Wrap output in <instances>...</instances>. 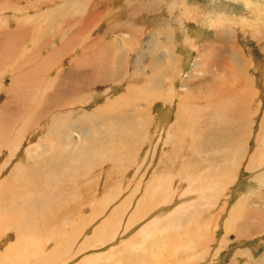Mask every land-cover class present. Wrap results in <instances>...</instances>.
<instances>
[{"label": "rangeland", "instance_id": "rangeland-1", "mask_svg": "<svg viewBox=\"0 0 264 264\" xmlns=\"http://www.w3.org/2000/svg\"><path fill=\"white\" fill-rule=\"evenodd\" d=\"M251 1L255 3L254 5H258L257 9L255 6L246 7L245 0H0V189L2 188L0 201L8 199L9 192L11 194L15 192L11 196L19 199L22 191L23 198L21 196L19 200L27 199V201L20 202L28 205V199L38 200L36 198L39 195L30 196V192L25 188H32L31 183L39 180L45 183L52 181L54 188L57 184L60 190L57 189L55 192L61 200L59 203L53 202L54 204L47 208H41L39 200L36 201L35 207L40 208V212L35 216L36 219L32 217V223L36 224L32 225H34L33 229L39 231L37 233L32 229L28 230L30 232L28 236L33 234L41 238L46 237L45 239L49 241L47 245L50 243L47 250L54 257L50 261H41L42 259L34 257L31 253L32 248L29 247L28 260L23 261L14 257L17 254L13 252H16V248L12 250V257L4 261V264L12 261L16 264H41V262H46L42 264H141L139 261L142 258H147L145 259L147 264H260L258 259L264 255V24L255 23L254 14L260 8L264 9V0ZM169 2L177 3V6H182L185 2L184 4L189 8H196L197 15L214 16L221 11L228 13L227 16L234 17L231 19L232 22L230 20L227 22L226 28H221L219 25L211 26L202 17L200 18L202 21L197 23L189 20V17L181 16L179 7L170 9ZM94 6H98L95 8V13L92 11ZM261 17L264 20V16ZM243 20L249 27L244 25ZM128 21L131 23H127ZM188 21L192 22V25H189L192 31L202 27L205 35L198 38L196 49L192 46L194 42H190L187 43V47L191 48L185 47L184 51L182 31L183 27L188 25ZM146 23L151 31L167 30L173 34L180 29L176 44L178 51L175 50L173 55L174 58L177 57L176 62L171 61L173 67L166 66V61L171 60L169 57L161 63L169 52L165 44L169 42L175 44L174 41L177 39L171 33L170 37L164 34L158 36V39L155 38L156 41H152L150 35H143L144 30H141L137 32L133 44L123 40L122 32L130 29L129 25ZM171 27H174L173 30ZM113 29H118L119 32H114ZM213 29L218 30L217 35ZM140 38H142L140 43L144 49L146 48L145 55L140 56L142 61L137 59L138 65L132 60L131 73H128L126 59L127 62L128 57L136 59L138 54L134 49L124 53L123 45L126 44L127 48L133 47ZM56 39H58L57 45L53 43ZM211 39L212 43H209ZM50 42L52 43L49 44ZM151 44H155L156 47L153 52H149ZM84 46L85 48L88 46L86 51L77 50V47L81 50ZM199 51L203 54V58H199ZM159 54L162 55V59L156 66L149 68L143 66L142 62L146 65L152 60L153 55L157 57ZM232 54L236 55L233 59ZM182 62L186 63L185 68ZM162 66L168 71L166 74L169 77H164L161 73ZM117 67H120V71L122 69V77L109 81V73ZM134 67H138L139 71ZM140 68H142L141 72ZM136 71L138 75L140 72L145 80L146 76L164 77L161 88L152 83L153 80L148 81L147 84L140 82L143 84L141 85L137 80L131 79L136 77L123 74L126 72L134 74ZM184 79L186 81L193 79L195 83L190 85L186 82V84ZM175 80L177 81L175 92L179 94L173 98L175 92H171L169 83ZM209 87L216 91L208 100L204 90H208ZM197 89L199 91L195 92ZM203 91L204 93L201 94ZM246 92L247 96L250 95L248 108L242 106ZM107 93L110 98L107 97ZM197 94L202 95H199L200 100ZM191 95L197 97V99L194 97L196 101ZM204 98L207 99L206 102ZM228 102L229 106H226ZM232 102H235L234 106ZM110 103L113 106H109ZM181 105L187 110L184 113L181 112ZM230 106L233 108L234 121L236 122L237 119L239 122L234 124L235 130L230 129L226 134L221 133L220 127L225 126L226 129L224 118L227 115L228 118L229 113L225 114L227 112L225 110L224 118L221 119L223 124L217 117L223 113L222 110ZM137 108L142 111L150 108L149 112L153 119L145 124L136 122L135 118L142 112L136 111ZM200 108H204L203 112ZM242 109H246V113H243ZM86 112L88 115H84V118H87L86 121L84 120V125L72 129L74 127L72 124L82 119L81 114ZM207 114L209 117L206 116L208 118L206 121L204 115ZM179 115H186L184 117L186 120H182L183 124L175 120ZM166 116L167 122L164 121ZM122 119L124 123H119ZM196 119L198 123L193 124L197 122ZM161 120L165 123L159 130ZM212 121L216 122H213L215 125L211 124ZM245 123L243 129L238 130V125ZM118 125H127L130 130H123ZM132 128H135V131H131ZM137 128L141 130L138 131ZM177 130L182 131L183 134L178 131L180 135L176 134L174 139L167 138ZM133 131L137 135H132ZM203 133H206L205 136ZM70 134L74 135V140L78 144L85 146L78 157L93 162L91 167L89 166L91 169L85 167L83 161L80 169L75 156L73 172L63 169L64 165L61 169L62 164L54 166L53 157L64 144H66L65 150L74 148L73 140L71 143L65 141ZM222 136L228 142L219 145L215 140H219ZM62 137L64 141L61 140ZM100 137L103 139L96 143L95 139ZM190 138L191 141L186 142ZM193 139L198 143L192 141ZM201 140L205 152L202 149L199 152ZM206 141L213 143V148H210L212 150L206 151ZM230 141L232 143H229ZM186 144H189V147ZM29 149L30 153H28ZM10 153L11 157H8ZM24 155V163L17 164L19 158ZM252 158L255 160L252 161ZM65 162L70 164V161L65 160ZM161 163L164 165L162 180L172 177L174 197L171 195L170 200L167 197V199L164 197L166 200L164 198L160 200L161 196L154 195L156 191L150 193V196L141 203L149 206L146 213L150 212L146 218H143L141 207L135 206L142 198V188L151 187L152 182H149L152 179L151 175L154 176L157 165ZM17 165L20 169L14 178L11 175H13L12 171L16 173L14 168ZM42 167L48 168L51 173L55 171L61 176L55 175L50 180L49 171L43 170ZM40 169L43 172H39ZM188 188L192 193L186 195L185 190ZM36 191L41 192L42 188L37 187ZM11 196L9 199L14 200ZM186 196H191L189 198L191 202L184 199ZM152 198L155 203L152 201L148 204ZM125 200H129L130 203H125ZM167 200L169 203L172 201L170 206L167 205L168 202L163 204V201ZM15 201L18 202L16 199ZM11 202L14 204V201L0 204L11 205ZM180 204L184 205L185 209L179 207ZM155 205L156 209L152 210ZM83 206L88 207L87 209L93 208V211L82 214L80 208ZM117 207L119 210L116 209ZM178 208L180 212L175 210ZM27 209L28 207L19 210L26 215ZM176 211L179 213H175ZM138 213L142 216H136ZM88 219L91 220L90 226L83 225ZM130 220L133 226H129L130 230L126 231ZM102 223L105 224L104 230H100L102 226L99 224ZM24 225H27L28 229V224ZM76 225L80 226L72 233L71 230ZM146 227L151 228L152 231L155 228L154 234L151 235L159 242L154 247L157 249L155 254L156 251L159 253L152 258L151 255L143 254V249L151 248L143 238L149 235ZM99 234L108 235L110 238L113 237L112 234H116V238L114 237L112 241L111 239L101 241ZM7 235L15 236V240L9 239ZM16 240L14 227L4 232L0 231L1 257L7 250L6 244ZM35 241L37 243V239L34 240V244ZM60 241L61 245H59ZM57 243L60 249H56ZM249 251L252 253L250 259L245 256L250 255ZM65 253L67 255H63Z\"/></svg>", "mask_w": 264, "mask_h": 264}, {"label": "bare ground", "instance_id": "bare-ground-1", "mask_svg": "<svg viewBox=\"0 0 264 264\" xmlns=\"http://www.w3.org/2000/svg\"><path fill=\"white\" fill-rule=\"evenodd\" d=\"M38 1H40V0H38ZM7 2V1H6ZM75 2V1H74ZM185 3V2H184ZM182 4V6H177V3H170L169 2V5L170 6H168V7H171L170 9H172V8H176V7H179L180 8V14H181V16H183V17H185V18H188L189 17V20L191 19L192 21H197V23H198V21H199V23L202 21H200V18L202 17L204 20H206L207 22H209L210 23V25L211 26H221V28L222 27H224V28H226V25L228 24L227 22L230 20L231 21V19L234 17H231V16H227V14L228 13H223V12H218V13H216V15H214V16H211V15H208V16H206V15H197V11H196V8H193V9H191V8H189L187 5H185V4ZM245 3H246V7H248V6H258V5H254L255 3L253 2V1H251V0H245ZM1 4V3H0ZM3 4V3H2ZM10 4V3H9ZM13 4V3H12ZM11 4V5H12ZM88 5V4H87ZM4 6V5H3ZM7 6V5H6ZM98 6H94V7H92V11L95 13V8H97ZM261 7V6H260ZM249 8V7H248ZM256 9H257V7H256ZM173 10V9H172ZM130 11V10H129ZM169 11V10H168ZM257 11V10H256ZM101 13H102V10L100 11ZM126 13V12H125ZM261 15H263L264 16V9H261L260 8V10H258L255 14H254V22L255 23H257V24H264V20H263V18L261 17ZM100 16V15H99ZM102 16V15H101ZM115 16V15H114ZM120 16V15H119ZM128 16L129 17H132V15L130 16L129 14H128ZM236 16V15H235ZM37 17V16H36ZM147 17V16H146ZM166 17V16H165ZM257 17V18H256ZM119 19H120V17H118ZM141 18V17H140ZM164 18V17H163ZM242 18V17H241ZM245 18V17H244ZM169 19V18H168ZM247 19V18H246ZM249 20H250V18H248ZM170 20V19H169ZM113 21V20H112ZM119 21V20H118ZM118 21H115V22H118ZM167 21V20H166ZM174 21V20H173ZM140 22H141V20H140ZM165 22V21H164ZM232 22V21H231ZM251 22H252V20H251ZM127 23H129V21L127 22ZM131 23V22H130ZM129 23V24H130ZM174 23H175V21H174ZM182 23V22H181ZM188 23V25H186V26H184L183 27V31H182V35H183V37H184V42H182V49L183 48H185V47H187V43H190V42H194V44L192 45L193 46V49H196L197 48V45H196V43H198V38L200 37V36H203V35H205V33H204V31H203V29H202V27H201V29L199 28V29H196V30H193L192 31V29L189 27V25H192V22H190V21H188L187 22ZM243 23H244V20H243ZM250 23V22H249ZM253 23V22H252ZM1 24V23H0ZM113 24H115V23H113ZM126 24V23H125ZM207 24V23H206ZM205 24V25H206ZM240 24V23H239ZM144 25V26H143ZM197 25V24H196ZM201 25H203V24H200V26ZM241 25H242V23H241ZM244 25H245V23H244ZM247 25V24H246ZM245 25V26H246ZM256 25V24H255ZM259 25H258V27H259ZM116 27H117V24L115 25ZM127 26V25H126ZM131 26V28L130 29H128V30H126V31H124V32H122V37H123V40H125V42H127V43H132L133 44V41L135 40L134 38L136 37V34H137V32L138 31H141V30H144V34L143 35H146V34H148V35H150V37H151V39H152V41H156L155 40V38L156 39H158V36H160L161 37V35H163L164 36V34H168L169 35V37H170V33H171V31L170 32H168L167 30L166 31H162V30H155V31H151V28L149 27V25L146 23V24H140V25H129V27ZM161 26V25H160ZM165 26V25H164ZM167 26V25H166ZM165 26V27H166ZM169 26H171V25H169ZM173 26V25H172ZM204 26V25H203ZM120 27V26H119ZM206 27V26H205ZM247 27H249L248 25H247ZM263 27H264V25H263ZM121 28V27H120ZM172 28V27H171ZM174 28V27H173ZM173 28H172V30H173ZM177 28V27H176ZM211 28V27H210ZM215 28V27H214ZM223 28V29H224ZM110 29V28H109ZM161 29V28H160ZM165 29V28H164ZM176 30V29H175ZM225 30V29H224ZM256 30V29H255ZM257 30H258V28H257ZM113 31L114 32H117L118 31V29H113ZM122 31H123V29H122ZM179 31H180V29H179ZM179 31H175L173 34L171 33V35H173L175 38H179ZM213 31H214V33L217 35L218 34V30L217 29H213ZM220 31H221V29H220ZM119 32V31H118ZM256 33H258L257 31H256ZM263 34V33H262ZM116 35V34H115ZM167 35V36H168ZM182 35H180V37H182ZM256 35V34H255ZM166 36V37H167ZM260 37V36H259ZM118 38V37H117ZM178 38L176 39V41H174L175 42V44H171V42H169V44H165V45H167V48L169 49L168 51V54L166 53V57L164 58V59H162V55H158L157 57L156 56H152V60L151 61H149V62H147L146 63V65H145V63L144 62H142L143 63V66H145V67H147V68H149V66H152V67H154V65L156 66V64L162 59V61H161V63L164 61V60H167V58L169 57V58H171V60H169V61H166V66L168 67V68H171V67H173L172 66V64H171V61L173 60L174 62H176L175 61V59L177 58L176 56H175V58L173 57V55L175 54V50L176 51H178V47L176 46V44H177V41H178ZM204 38V37H203ZM220 38V37H219ZM221 38H223V37H221ZM64 39V38H63ZM62 39V40H63ZM218 39V38H217ZM140 40H142V38H140V39H138L136 42V45H134L133 47L131 46V47H126V44L125 45H123V52L124 53H127V52H129V51H131V50H135L136 52H137V57H136V59H134V58H132V57H128L129 59H128V62H127V59H126V71L128 72V73H131V70H130V65H131V62H132V60H133V62L136 64V61H138L137 59H139V61H142V59H140V56L141 55H145V50H146V48L144 49V47H143V45H142V43H140ZM172 40H173V37H172ZM165 42V41H164ZM173 42V41H172ZM173 42V43H174ZM215 42V41H214ZM52 42H50L49 44H51ZM53 43L55 44V45H57V43H58V39H56V41H53ZM63 43H64V41H63ZM209 43H212V39H211V41H209ZM156 44V43H155ZM155 44H151L150 45V47H149V52L150 51H152L153 49H155L156 47H155ZM159 44V43H158ZM104 45V44H103ZM128 46V45H127ZM88 46H86V48H87ZM86 48H85V46L84 47H82L81 48V50H79V48L77 47V50L80 52V51H82V52H84V51H86ZM126 48H127V51H126ZM160 48V47H159ZM161 48H162V46H161ZM187 48H191V47H187ZM199 49V48H198ZM180 50V49H179ZM186 50V48L184 49V51ZM200 50V49H199ZM153 52V51H152ZM38 53V52H37ZM232 53V52H231ZM110 55V54H109ZM133 56V55H132ZM198 56H199V58H203V54L199 51V54H198ZM236 56V55H235ZM234 56V54H232V59L235 57ZM126 57V56H125ZM139 57V58H138ZM181 58H183V57H181ZM237 58V57H236ZM117 59V58H116ZM116 59H115V61H116ZM202 60V59H201ZM117 62V61H116ZM206 62V61H205ZM160 63V64H161ZM181 63V62H180ZM202 63H204V62H202ZM235 63V62H234ZM206 64V63H205ZM238 64H240L239 62H238ZM136 65H138V64H136ZM181 65V64H180ZM234 65V64H233ZM164 66V65H163ZM161 67V73L163 74V76L164 77H169V75L168 74H166L168 71H166V70H164V67ZM182 66L185 68L186 67V63H184V62H182ZM181 66V67H182ZM242 66V65H241ZM133 67V66H132ZM140 67V66H139ZM134 68H137V70H138V67H134ZM133 68V69H134ZM176 68V67H175ZM132 69V68H131ZM141 69L142 68H140V72H141ZM177 69V68H176ZM242 69V68H241ZM200 70V69H199ZM244 70V69H243ZM121 71H122V69H121ZM121 71H120V67H117V68H115L113 71H111L109 74H110V76H109V78H110V80L108 79V77H107V79L109 80V81H111V79L112 80H117V78L118 77H122V74H121ZM139 71V70H138ZM138 71H136V73H134V74H128L127 72L126 73H123V74H125L126 76H134V77H136V78H131V79H135V80H137V82L139 83V84H141V85H143L142 83H140V82H143V83H148V81H150V80H153L154 82H152V83H155L156 84V86L157 87H159V88H161L160 87V85L162 84V79L164 78V77H162L161 75H155V76H146V80L144 79V76H141V73L139 72V75L137 74L138 73ZM176 72V71H175ZM242 72V71H241ZM182 73V72H181ZM115 74H117L116 76H115ZM178 74H180V73H178ZM200 75V74H199ZM198 75V76H199ZM197 76V77H198ZM178 77V76H177ZM16 79V78H15ZM122 80H123V78H122ZM185 80V79H184ZM103 81H104V79H103ZM242 81L243 82H245V80H243V78H242ZM38 82V81H37ZM40 82V81H39ZM189 83L190 85H193L194 83H195V81L193 80V79H188L187 81L185 80V83ZM186 83V84H187ZM176 84H177V81L175 80V81H173V82H171V83H169V86H170V88H172V90H171V92H175V88H176ZM186 84H183V85H186ZM239 84L241 85V78H240V81H239ZM128 85V84H127ZM245 85V84H244ZM247 85V84H246ZM264 85V84H263ZM190 87V86H189ZM249 87H250V82H249ZM248 87V88H249ZM110 88V87H109ZM192 89V88H191ZM250 89V88H249ZM109 90V89H108ZM190 90V89H189ZM189 90H188V92H189ZM192 90H194V88L192 89ZM190 91L192 94H193V91ZM229 90V89H228ZM199 90L197 89V90H195V92H198ZM204 91L206 92V93H204ZM201 94H206L205 96L207 97V99L209 98L210 99V97L212 96V95H214L213 93H214V91H216V89H214L213 90V88H211V87H209L208 88V90H204ZM230 91V90H229ZM111 92V91H110ZM248 92V91H247ZM247 92H246V95H244L245 96V98L243 99V103H242V106H244V107H246V108H248V96L250 97V95H248L247 96ZM121 93V92H120ZM191 93H188V94H191ZM218 94H219V92H217ZM222 93V92H221ZM179 93H176L175 92V94H174V97L173 98H175L177 95H178ZM110 95H111V93H110ZM160 95H161V93H160ZM171 95V94H170ZM185 96H188L187 94H184ZM194 95V94H193ZM193 95H191V97L193 96ZM200 94H197V96H199ZM200 96H202V95H200ZM198 97V100H200L199 98H201V97ZM107 97L108 98H110V96H109V93H107ZM190 97V98H191ZM195 96H193V98H194ZM205 97V98H206ZM116 98H119V97H116ZM187 98H189V97H187ZM196 99H197V97H195ZM194 98V100L196 101V99ZM204 98V100H205V102H206V100L207 99H205ZM185 99V98H184ZM192 99V98H191ZM190 99V100H191ZM203 99V98H202ZM208 99V100H209ZM111 100V99H110ZM123 100V99H122ZM186 100V99H185ZM190 100H189V103H190ZM116 101V100H115ZM118 101H119V99H118ZM252 101V100H251ZM117 102V101H116ZM126 102V101H125ZM181 104L183 103V99L181 98ZM203 102V101H202ZM201 102V103H202ZM127 103V102H126ZM125 103V104H126ZM173 102H170V104H172ZM207 103H209V102H207ZM235 103V102H234ZM234 103L232 102V104H233V106H234ZM251 103V102H250ZM188 104V103H187ZM187 104H185L186 106H187ZM194 104V103H193ZM196 104V103H195ZM198 104V103H197ZM212 104V103H211ZM109 105V104H108ZM115 105V104H114ZM198 105H200V104H198ZM198 105H195V107L197 106L198 107ZM202 105V104H201ZM226 106H229V102H228V105L227 104H225ZM236 105H237V103L235 104V107H236ZM109 106H113V104L112 103H110V105ZM232 106V105H231ZM229 107L228 109L226 108V109H224V111L222 110V114L221 115H223V116H221V115H219V117H217L218 119H219V121H221V119L222 118H224V115L226 114V113H229V117L228 118H226L227 116H225V118H224V122H225V120H226V129H225V126H221V123L223 124V122L221 121V123L218 121V119L217 118H215V120L216 121H218L219 123H220V132L221 133H225L226 134V132L227 131H230V129H233V130H235V128H234V124L238 121L237 119H236V122L234 121V118H233V108L232 107ZM185 107V106H184ZM194 107V105H192V108ZM224 107V106H223ZM250 107V106H249ZM189 108V107H188ZM51 109V108H50ZM147 110H145V111H142V109H136V111H138V112H140V111H142V112H140L139 114H137V118H135L136 119V122H140L141 124H145V123H148V122H150L153 118H152V116H151V114H150V108H146ZM105 110H107V109H105ZM190 110H191V108H190ZM200 110H202V112H203V110H204V108L203 109H201L200 108ZM199 110V111H200ZM225 110H227V112H225ZM229 110V111H228ZM243 111V113L245 112L246 113V109H242ZM185 111H187V110H185V109H183V106L181 105V112L182 113H184ZM256 111V110H255ZM149 112V113H148ZM196 112V111H195ZM224 112H225V114H224ZM144 113V114H143ZM236 113V112H235ZM199 114V113H198ZM81 115H83L81 118L82 119H80V120H77V123H73L72 124V126H74L72 129H77V128H80L82 125H84V120L86 121V119L87 118H84V115H88V113L86 112V113H83V114H81ZM194 115V114H193ZM188 116V115H187ZM199 116V115H198ZM209 117V115L207 114V115H204V117ZM244 116H245V114H244ZM88 117V116H87ZM92 117H94V116H92ZM184 117H186V115H179L175 120L177 121V123H182V120H186ZM200 117V116H199ZM205 118V120L207 121V119L208 118ZM56 118V117H55ZM111 118V117H110ZM164 118V117H163ZM189 118V117H188ZM191 118V117H190ZM236 118V117H235ZM125 119V118H124ZM244 118H242V120H243ZM194 120V119H193ZM204 120V121H205ZM209 120H210V118H209ZM52 121V120H51ZM163 120H161V122H162ZM164 121L165 122H167V116H166V118H164ZM196 121L197 122H193V124L194 123H198V120L196 119ZM199 121H200V119H199ZM247 121V120H246ZM124 123V120L122 119V121H120L119 123ZM126 122H127V120H126ZM158 122V121H157ZM165 122H162L161 123V125H159V130L160 129H162V127H163V123H165ZM175 122V121H174ZM214 121H212L211 122V124L213 123ZM239 122V121H238ZM245 122V121H244ZM139 123V124H140ZM201 123V122H200ZM206 123V122H205ZM210 123V122H209ZM214 123H216V122H214ZM213 123V125H215ZM218 123V124H219ZM118 124V123H117ZM140 124V125H141ZM156 124V123H155ZM179 124V125H180ZM183 124V123H182ZM211 124H210V127H211ZM218 124H216V126L218 125ZM86 125V124H85ZM185 125V124H184ZM188 125V124H187ZM190 125V124H189ZM188 125V126H189ZM246 125V123L245 124H243V125H241V126H239L238 125V130L240 129V128H242L243 129V127ZM118 126H120V125H118ZM182 127H183V125H181ZM207 126V125H206ZM70 127V126H69ZM120 127H122L123 128V130H126V131H128V129L130 130V128L128 127L127 128V125L126 126H120ZM124 127H126L125 129H124ZM167 127V126H166ZM181 127V128H182ZM209 127V126H208ZM260 127V126H259ZM28 128V127H27ZM58 128H60V127H58ZM216 128V127H215ZM71 129V130H72ZM165 129V128H164ZM217 129H218V127H217ZM217 129H214L215 131L217 130ZM132 130H134L135 131V128H132L131 129V131ZM137 130L139 131V130H141V128L139 129V128H137ZM166 130V129H165ZM204 129H202V131H203ZM211 130H213V129H211ZM69 131V130H68ZM82 131V130H81ZM84 131V130H83ZM88 131V130H87ZM90 131V130H89ZM134 131H133V134L132 135H134V134H136L137 135V133H134ZM163 131V130H162ZM161 131V132H162ZM167 131V130H166ZM169 131V130H168ZM178 131H180V130H177V132H174V134L171 136V135H169L167 138H169V139H174V136H177L176 134H179L180 132L183 134V132L182 131H180L179 133H178ZM201 131V130H200ZM206 131V130H205ZM264 131V130H263ZM70 132V131H69ZM69 132H66V134L67 133H69ZM123 132H125V131H123ZM123 132H122V134H123ZM165 132V131H164ZM207 132V131H206ZM212 132V131H211ZM219 132V131H218ZM217 132V133H218ZM138 133H141V132H138ZM156 133H158V132H156ZM214 133V132H213ZM62 134V133H61ZM92 134V133H91ZM168 134V133H167ZM201 134V133H200ZM199 134V135H200ZM206 134V133H205ZM205 134L203 133V135L205 136ZM219 134V133H218ZM225 134H224V136H225ZM180 135V134H179ZM209 135H210V133H209ZM212 135V134H211ZM242 135V134H241ZM74 135H69L68 136V138H66L65 139V141H69L70 143H71V140H73L74 141V145H73V149H68V150H65L64 148H65V146H66V144H64V146H63V148H61L58 152H57V154H56V156L55 157H53V163H55L54 164V166L55 167H57V166H60L61 164H62V166H61V169H62V167H63V165L65 166L63 169H66L67 171L68 170H70L71 172H73V164L75 163L74 162V156L76 157V161H77V163L79 164L78 166H80V169H81V165L82 164H84L85 165V167H88L89 168V166L90 165H92L93 164V162H90V160H83V158L82 157H78V155L80 154V152L85 148V146H83L82 144H78L77 143V141H75L74 140V137H73ZM155 136H156V134H155ZM183 136V135H182ZM197 136V135H196ZM202 136V135H201ZM200 136V137H201ZM204 136H202V137H204ZM213 136V135H212ZM219 136V135H218ZM224 136H222L219 140H215V142L216 143H218L219 145H223V144H225V142L227 141L226 139H224ZM228 136H230V135H228ZM237 136H238V134H237ZM243 136V135H242ZM55 137V136H54ZM103 137V136H102ZM102 137H100V139H95V141H96V143H98L99 142V140H102L103 138ZM144 137V136H143ZM199 137V138H200ZM201 137V138H202ZM220 137V136H219ZM231 137V136H230ZM229 137V138H230ZM244 137V136H243ZM185 138V137H184ZM198 138V137H197ZM198 138V139H199ZM207 138V137H206ZM228 138V139H229ZM16 139V138H15ZM64 138L62 137V141H64L63 140ZM191 139L192 138H190V140H188V141H186V142H189V141H191ZM196 139V138H195ZM238 139V138H237ZM185 140H186V138H185ZM240 140V139H239ZM263 140H264V137H263ZM170 142H171V140H169ZM192 141H194V139L192 140ZM197 141V140H196ZM196 141H194V142H196ZM61 142V141H60ZM94 142V141H93ZM138 142V141H137ZM228 142V141H227ZM240 142V141H239ZM264 142V141H263ZM41 143V142H40ZM197 143H198V141H197ZM229 143H232L231 141L229 142ZM191 144V143H190ZM194 144V143H193ZM213 144V143H212ZM212 144H211V142L210 141H206V144H205V149H206V151H208V149H210L211 147H212ZM218 144H217V147H218ZM260 144V143H259ZM4 145V144H3ZM41 145V144H40ZM82 145V146H81ZM195 145V144H194ZM200 146H199V152H201V149L202 148H204V144H203V142H202V140H201V143L199 144ZM215 145V144H214ZM76 146V147H75ZM186 146H188L189 147V144H186ZM216 146V145H215ZM10 147H11V145H10ZM77 147H79V148H77ZM138 147H139V145H138ZM220 147V146H219ZM241 147V146H240ZM247 147V146H246ZM29 148H31L30 146H29ZM67 148V147H66ZM213 148V147H212ZM216 148V147H215ZM8 149V148H7ZM58 149V148H57ZM99 149V148H98ZM195 149V148H194ZM12 151H13V149H11ZM10 150V151H11ZM210 150H212V149H210ZM214 150V149H213ZM9 151V152H10ZM195 151V150H194ZM202 151H203V149H202ZM14 152V151H13ZM203 152H205V151H203ZM28 153H30V149L28 150ZM54 153V152H53ZM196 153H198L197 151H196ZM261 153H262V151H261ZM260 153V154H261ZM122 154H124L123 152H122ZM177 154V153H176ZM194 154V153H193ZM263 154V153H262ZM261 154V155H262ZM11 155V153L8 155V157ZM201 155V154H200ZM199 156V155H198ZM253 156H254V154H253ZM11 157V156H10ZM24 157H25V155L24 156H21L20 158H19V160H18V162H16L17 164H20V163H24ZM85 157H86V154H85ZM88 157H89V155H88ZM122 157H124V156H122ZM196 157V156H195ZM220 157V156H219ZM222 157V156H221ZM240 157H241V155H240ZM34 158V157H33ZM32 158V159H33ZM197 158V160H199L198 159V157H196ZM255 158V157H254ZM31 159V160H32ZM36 159V158H35ZM128 159V158H127ZM177 159V158H176ZM187 159H189V158H187ZM201 159V158H200ZM28 160V159H27ZM65 160L67 161V162H69L70 161V164L68 163H66L65 162ZM69 160V161H68ZM125 160V159H124ZM155 160V159H154ZM190 160V159H189ZM188 160V161H189ZM194 160V159H193ZM253 160H255V159H253L252 158V161ZM7 160H5V162H6ZM82 161H83V163H82ZM187 161V160H186ZM4 162V163H5ZM126 162V161H125ZM184 162H185V159H184ZM184 162H183V164H184ZM195 162V161H194ZM6 163H8V162H6ZM82 163V164H81ZM87 163V164H86ZM186 163V162H185ZM252 163V162H251ZM190 164V163H189ZM84 165H83V167H84ZM188 165V164H187ZM192 165V164H191ZM77 166V165H76ZM247 166V165H246ZM91 167V166H90ZM124 167H125V165H124ZM135 167V166H134ZM188 167V166H187ZM43 168V170H48V168H44V167H42ZM139 168V167H138ZM13 169V168H12ZM19 165H17L15 168H14V170H16V173H13V171H12V174L13 175H11L12 177H14V178H16V175H17V173L19 172ZM79 169V168H78ZM83 169V168H82ZM89 169H91V168H89ZM153 169V168H152ZM157 170H155V172L153 173V175L154 176H152L151 175V180H149V182L151 181L152 182V184H151V187H149V188H147V186L144 188H142V190H143V194H142V198L140 199V202L138 203V202H136V203H138L137 204V206H135L136 208L138 207V208H140L141 207V213H142V215H143V218H146L147 217V215L150 213H146V211H147V209H148V207L149 206H145L144 204H141V203H143L144 202V200L145 199H147V197H149L150 196V193H154L155 191V193H154V195H156V196H161V197H159V199L160 200H162L164 197L166 198H168L169 200H170V197H171V195H173L172 194V189H173V185H171V184H173V182H171V179H172V177H170L168 180H162V170L164 169V165L161 163L160 165H157V168H156ZM11 170V169H10ZM43 170L42 169H40V171L39 172H43ZM57 170V169H56ZM129 170V169H128ZM49 171V177H50V180H52L54 177H55V175L56 176H61L59 173H57V172H53V173H51L50 172V170H48ZM78 171H81V170H78ZM85 171H86V168H85ZM137 171V170H136ZM149 171V170H148ZM177 171V170H176ZM175 171V172H176ZM3 174V173H2ZM65 174H66V172H65ZM168 174V173H167ZM1 175V174H0ZM10 175H8L9 177H10ZM104 176V175H103ZM102 177V176H101ZM154 177V178H153ZM11 178V177H10ZM9 178V179H10ZM13 178V179H14ZM4 179V178H3ZM56 179V178H55ZM5 180H7L6 178H5ZM144 180V179H143ZM10 181H11V179H10ZM9 181V182H10ZM14 181V180H13ZM62 181V180H61ZM3 182V181H2ZM35 183H31L32 185L31 186H33L32 188H30V189H28V188H25L26 189V191L27 192H30L29 194H31L30 196H32V195H34V194H36L37 196L39 195V197L38 198H36V199H38L39 200V204H40V206H41V208H47L49 205H51L52 206V204H54L53 202H58L59 203V201H61V200H59V197H57V192H55V191H57V189H58V191L60 190L58 187H57V184H56V187L54 188L53 187V185H52V181H50V182H47V183H45V182H43L42 180H39V182L38 181H34ZM262 182V181H261ZM4 183H6V182H4ZM14 183V182H13ZM60 183H62V182H60ZM109 183V182H108ZM179 184V183H178ZM186 184H188V183H186ZM15 185H17V184H15ZM65 185H66V183H65ZM124 185V184H123ZM147 185H148V183H147ZM8 186V185H7ZM10 186V185H9ZM119 186V185H118ZM192 186V185H191ZM6 187V186H5ZM37 187H41L42 188V191L41 192H38V191H36V188ZM142 187V186H141ZM10 188H11V186H10ZM54 188V189H53ZM6 189V188H5ZM9 189V188H8ZM7 189V190H8ZM17 189V188H16ZM19 189V188H18ZM17 189V190H18ZM53 189V191H51ZM258 189V188H257ZM0 190H2V188L0 189ZM23 190V189H22ZM21 191V190H20ZM173 191L175 192V190L173 189ZM8 192H9V190H8ZM19 192V191H18ZM176 192H177V190H176ZM4 193H6V192H4ZM3 193V195H5ZM10 194L8 195L9 197L11 196V195H13L15 192H12L13 194H11V192H9ZM23 191H22V198H23ZM185 193H186V195L187 194H191L192 193V190L191 189H186L185 190ZM19 195H20V193H18ZM15 195H17V194H15ZM71 195L72 196H74V194L73 193H71ZM182 195V194H181ZM1 196V195H0ZM7 195H6V197H8ZM21 196H20V198H21ZM192 196V195H191ZM191 196H186L184 199L185 200H188V201H190L189 200V198L191 197ZM203 196V195H202ZM3 197V196H2ZM9 197H8V199H4V200H2V201H0V203H6V202H8V201H14V204H12V202H11V205L9 204H5V205H1L0 204V231L1 232H4V231H7L8 229H11L12 227H14L15 228V230H16V236H17V240H16V242H14V241H12V242H10V243H8V245L6 244V252L5 253H3L4 255L1 257V255H0V257H1V259H0V264H4V261H8L11 257H12V250L13 249H16L17 248V250H16V252L15 251H13L16 255H14V257H17V258H21L23 261H27L28 260V255L30 254V252L28 251L30 248L29 247H31L32 248V254L34 255V257L36 256V257H38L39 259H42L41 261H50V259L52 258V257H54V256H52V254L49 252V250H47L48 248H49V246L48 245H50V243L47 245V242H49L47 239H45L46 237V235L47 234H45L44 233V237L45 238H41V237H38V236H35V235H29L28 236V234L30 233V232H28V230H30V229H32V231H34V232H37V231H39V229H33L34 227V225H36V224H34V223H32V217L34 216V218H35V216L40 212V208H36L35 206H36V201H38V200H36V201H34L32 198L31 199H28V205L26 204V203H24V202H20L21 200H19L18 198H16L15 196H11L12 197V199H14V200H11V199H9ZM18 197V196H17ZM173 197H174V195H173ZM1 198V197H0ZM155 198H157V197H155ZM164 198V199H165ZM166 198V199H167ZM172 198V197H171ZM15 199L16 200H18V202L17 201H15ZM163 199V200H164ZM165 199V200H166ZM23 200H25V199H23ZM22 200V201H23ZM130 200V199H129ZM129 200H125V203H130L129 202ZM149 200H151V199H149ZM154 199L152 198V200L151 201H148V204L150 203V202H152ZM169 200H167V201H163V204L165 203V204H167L166 202H168ZM172 200H174V199H172ZM27 201V199L25 200V202ZM62 201H63V198H62ZM146 202V201H145ZM154 202V201H153ZM172 202V201H171ZM171 202L169 203L168 202V204L167 205H169L170 206V204H171ZM174 202V201H173ZM191 202V201H190ZM36 203V204H35ZM121 203V202H120ZM155 203V202H154ZM156 203H158V202H156ZM161 203V202H160ZM158 204L159 205V207H161V204ZM122 204H123V202H122ZM133 204V203H132ZM184 204V203H183ZM186 204V203H185ZM187 204H189V203H187ZM46 205V206H45ZM147 205V204H146ZM158 205H157V207H158ZM239 205V204H238ZM7 206V207H6ZM44 206V207H43ZM55 206V205H54ZM118 206V205H117ZM121 206V205H120ZM151 206V205H150ZM180 206H182L181 204L179 205V207ZM184 206V205H183ZM182 206V207H183ZM6 207V208H5ZM25 207H28V209H27V212H26V215L22 212V211H20L19 209L20 208H25ZM119 207V206H118ZM116 208V209H118L119 210V208ZM129 207H130V205H129ZM156 207V205L154 206V208L152 209V210H154V209H156L155 208ZM168 207V206H167ZM178 206L176 205V207L175 208H177ZM88 207H86V206H83L82 208H80V212L82 213V214H87L88 212H92L93 211V208L91 209V208H89V209H87ZM171 207H169V209H170ZM184 208V207H183ZM52 209V208H51ZM51 209H50V211H51ZM134 209V208H133ZM150 209V208H149ZM172 209H174V207L172 208ZM185 209V208H184ZM33 210H35V213L33 214ZM45 210V209H44ZM43 210V211H44ZM113 210H115V208L113 209ZM139 210V209H138ZM151 210V211H152ZM163 210H165V207H163ZM175 210H180V208H178V209H175ZM137 210H135V213H137L136 212ZM158 211V210H157ZM173 211V210H172ZM178 211H176L175 213H177ZM182 211V210H181ZM153 212V211H152ZM164 212V211H163ZM180 212V211H179ZM178 212V213H179ZM30 213V214H29ZM135 213H133V214H135ZM97 214H99V213H97ZM96 214V215H97ZM118 214H120L119 212H118ZM132 214H130V216H131ZM140 213H138L136 216H138V217H140V216H142ZM168 215H170V213L168 214ZM167 215V216H168ZM172 215V214H171ZM11 216H14V217H12L11 218ZM25 216H26V218H27V220H26V218H25ZM113 216H115V215H113ZM116 216H118V215H116ZM134 217V216H133ZM185 217V216H184ZM24 218H25V221H24ZM142 218V217H141ZM174 218V217H173ZM36 219V218H35ZM35 219H34V221H35ZM166 220H168V219H166ZM181 220V219H180ZM91 220L90 219H88L87 220V222H84L83 223V225H86V226H90V224H89V222H90ZM136 220H134V222H135ZM152 221V220H151ZM147 222H149V221H147ZM164 222V221H163ZM182 222V221H181ZM28 224V229L26 228V226L27 225H24V224ZM37 223V222H36ZM105 223V222H104ZM104 223H102V224H99L100 226H102L101 227V229L100 230H104L105 229V224ZM159 223V222H158ZM32 224H34V225H32ZM38 225V224H37ZM155 225V224H154ZM159 225V224H158ZM69 227H70V225H68ZM80 225H76L75 227H73L72 229L73 230H71V232L72 233H74V232H76L77 231V228L79 227ZM129 226H133V223L131 222V220L129 221V223L127 224V226H126V231L127 230H130V229H128L129 228ZM157 226V225H156ZM162 227H164V226H162ZM38 228V227H37ZM71 228V227H70ZM147 228V232H148V236L147 237H144L143 236V238H144V241L145 242H147V244H149L148 246H151V248H147V249H143V254L144 255H148V256H150L151 255V258L152 257H154V255L156 256V254H158L159 252H157L156 251V254H155V249H154V247H156L157 245H158V243L159 242H157L156 240L157 239H153L152 238V233H153V231L155 232V228H157V231L159 230V228H158V226L157 227H155V228H153V231H152V229L151 228H149L150 229V231H148L149 229H148V227H146ZM84 229H85V227H84ZM144 229V228H143ZM161 229V228H160ZM165 229V228H164ZM100 230H98V231H100ZM107 230V229H106ZM120 230V229H119ZM26 231H27V233H26ZM96 231V230H95ZM97 231V232H98ZM145 231V232H146ZM152 231V232H151ZM43 232V231H42ZM102 232V231H101ZM125 232V231H124ZM162 232H163V230H162ZM38 233V232H37ZM100 233V232H99ZM10 234V233H9ZM154 234V233H153ZM100 236H99V239L101 240V241H104V240H107L108 241V239H111V241H112V239H115L116 237H115V235H113L112 234V236L113 237H108V235H105L104 234V236H103V234L101 235V234H99ZM69 236H71V235H69ZM98 236V235H97ZM97 236H95L96 238H98ZM155 236V235H154ZM7 237L9 238V239H13V240H15V236H12V235H7ZM47 237H48V235H47ZM67 237V236H66ZM115 237V238H114ZM2 238H3V236H2ZM68 238V237H67ZM73 238V237H72ZM72 238H70V240L72 239ZM95 238V239H96ZM157 238V237H156ZM35 239H37V243H36V241H35V243L36 244H34V240ZM99 239H97L98 240V242L99 243H101L100 242V240ZM2 240V239H1ZM53 240V239H52ZM64 241V240H63ZM1 242V241H0ZM3 242V241H2ZM97 242V241H96ZM64 243V242H63ZM3 245V244H2ZM59 245H61V241H60V244ZM59 245H58V243H57V245H56V247H58V248H56V249H60L59 248ZM85 244H82V246H84ZM148 246H146V247H148ZM159 246H160V244H159ZM173 246V245H172ZM62 247H63V245H62ZM5 248V247H4ZM29 248V249H28ZM55 248V247H54ZM87 248V247H86ZM85 248V249H86ZM69 249V248H68ZM64 250H65V248H64ZM157 250V249H156ZM3 251V250H2ZM58 251V250H57ZM72 252V251H71ZM170 252V251H169ZM58 253H60V254H62L61 252H58ZM244 253V252H243ZM249 254L250 255H245V256H248L249 257V259H250V257H251V255H252V253L249 251ZM58 255V254H57ZM63 255H67L66 253L65 254H63ZM244 255V254H243ZM32 256V255H31ZM40 256H41V258H40ZM195 256V255H194ZM237 256V255H236ZM255 256V255H254ZM141 257V256H140ZM196 257V256H195ZM238 257V256H237ZM64 259V258H63ZM141 259V258H140ZM145 259H147V258H142L140 261H139V263H143V264H147V262L145 261ZM155 259V258H154ZM241 260V259H240ZM53 261V259L51 260V262ZM57 261V260H56ZM138 261V260H137ZM50 262V263H51ZM61 262V261H60ZM258 262H260V264H264V255L261 257V258H259L258 259ZM8 264H16V262L15 261H12V262H7ZM42 263H46V262H41V264ZM61 264V263H60Z\"/></svg>", "mask_w": 264, "mask_h": 264}]
</instances>
